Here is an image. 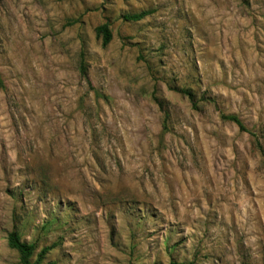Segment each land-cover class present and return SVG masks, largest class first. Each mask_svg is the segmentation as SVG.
Returning a JSON list of instances; mask_svg holds the SVG:
<instances>
[{"label":"rangeland","instance_id":"obj_1","mask_svg":"<svg viewBox=\"0 0 264 264\" xmlns=\"http://www.w3.org/2000/svg\"><path fill=\"white\" fill-rule=\"evenodd\" d=\"M14 229L42 264H264V0H0V264Z\"/></svg>","mask_w":264,"mask_h":264},{"label":"trees","instance_id":"obj_2","mask_svg":"<svg viewBox=\"0 0 264 264\" xmlns=\"http://www.w3.org/2000/svg\"><path fill=\"white\" fill-rule=\"evenodd\" d=\"M149 14V11H141V12H135V13H127L123 15V18L127 21H139L142 20L145 16ZM96 34L98 37L102 38V44L103 46H107L110 44V42L113 39L112 30L110 27L109 22H104L96 27ZM79 73L82 79H85L88 83H90L89 78V69L87 61L85 60V57L83 56V52L81 54V59L79 62ZM175 90H178L185 96L189 98L192 105L194 107L198 106V93L194 90L192 87H175ZM95 94L98 98H104L106 101L110 100V96L107 94H103L99 91H95ZM202 99L210 102L216 101L215 97H206L205 95L201 97ZM159 104L162 107V101H159ZM168 113L165 114V119L168 118ZM222 118L228 121H231L232 123H235L241 131L250 132L252 134L253 131H251L246 124H244L243 120L235 113L230 114H221ZM259 141V139H258ZM261 145V144H260ZM36 176L29 179L32 184H36L37 186L43 188V190H49V182L47 180L45 173H39L38 177ZM49 224L44 225V229H48ZM8 245L15 249L19 253L20 263L21 264H42L44 258L46 257V254L53 248V245H47L40 249V251L37 252L38 245L35 241H27L22 238L21 232L17 229H14L9 232L8 234ZM36 257V258H35ZM35 258V259H34ZM171 264H197L195 260L190 261H178L173 260Z\"/></svg>","mask_w":264,"mask_h":264}]
</instances>
